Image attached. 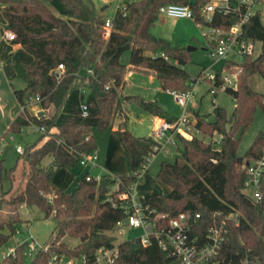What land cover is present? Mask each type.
<instances>
[{
    "label": "trees",
    "instance_id": "16d2710c",
    "mask_svg": "<svg viewBox=\"0 0 264 264\" xmlns=\"http://www.w3.org/2000/svg\"><path fill=\"white\" fill-rule=\"evenodd\" d=\"M208 0H131L128 13L116 11L114 28L104 35L107 4L97 8L93 0H0L4 29L15 33L14 42L23 45L34 59L31 63L16 62L17 75L26 81L14 93L23 111L11 122L0 140L9 133H18L33 123L44 126L40 138L24 147L14 166L6 167L0 158V264H23L29 242L17 243L15 255H2L1 249L17 231L22 220V204H36L46 216H53L56 224L48 244L32 252L31 264H48L54 253L72 257L86 256L93 264L100 248L118 245L119 253L112 264H168L174 260L152 236L149 243L140 237L117 242L110 233L126 215L120 205L119 194L135 182H141L140 169L157 141L151 135H135L128 127L125 104L138 102L146 112L175 122L178 117L163 108L156 100L142 95L125 94L122 87L131 69L151 70L166 90L188 92L196 82L185 68L191 51L174 45L170 40L151 32L159 15V7L167 2L188 4L196 22H202V7ZM235 2V0H230ZM56 11L57 13H54ZM238 14L214 13L212 25L229 27ZM248 37L264 40V23L256 14L245 25ZM130 51L129 65L122 55ZM65 66L59 80L53 73L58 64ZM239 72L238 86L224 91L231 94L235 107L231 115L214 104V118L195 114V125L202 136L186 137L181 141L173 161L163 160L157 182L151 190L140 189L142 200L149 204V218L158 225L184 212L192 216L194 235L205 237L214 222H221L230 212H238V221L226 219V241L220 258L222 264H241L249 259L264 263V198L252 199L244 191L247 174L241 165L248 159L261 156L264 131L254 139L243 155L239 153L241 135L250 127L258 105L264 107V93L251 85L249 78L259 73L264 77V49L256 57L245 56ZM228 67L229 64L224 63ZM92 68V73L87 69ZM220 81L221 70L216 71ZM79 78L88 80L83 87ZM46 110L42 116L28 110L32 97ZM82 103L88 106L84 115ZM113 129L124 148L127 170L110 171L87 179L89 171H81L73 189L58 186L53 177L57 169L79 168L80 153L93 152L97 141L92 133L96 127ZM240 133V135H239ZM220 135L219 141L203 136ZM51 156L49 164L43 160ZM26 175L13 191L14 175L21 169ZM120 179V188L113 186ZM10 187H3V180ZM23 182V183H22ZM162 184L168 186L165 191ZM153 209V211H151ZM199 213L200 216L196 217ZM66 235L80 239L76 245L63 240Z\"/></svg>",
    "mask_w": 264,
    "mask_h": 264
},
{
    "label": "built area",
    "instance_id": "2783aa9c",
    "mask_svg": "<svg viewBox=\"0 0 264 264\" xmlns=\"http://www.w3.org/2000/svg\"><path fill=\"white\" fill-rule=\"evenodd\" d=\"M119 0L116 6V11H121L124 15L128 13V3L122 4ZM107 16L104 22V35L109 37L114 28V15ZM203 21L207 30L203 32L204 40L210 47V55L216 59L222 60L229 64L228 67L223 65L221 69L222 77L220 81L216 77V71L203 69L199 73L196 82L201 80H208L210 89L216 93L218 90H225L227 88H236L238 86L239 72L241 71V62L245 56L256 57L264 49V40L248 37L245 32V25L251 16L258 14L263 23L264 14V0H208L201 9ZM214 13L227 15L230 13L238 14V20L232 23L229 27H220L212 25ZM159 14H165L174 17H194L193 9L188 4H181L176 2H167L159 7ZM6 36L13 40L15 33L12 30H5ZM259 47V48H258ZM238 55V58L234 56ZM223 63V64H224ZM65 66L63 63L53 70V73L60 80L64 75ZM93 69L88 68L87 73H92ZM193 89V88H192ZM188 92H178L173 90L172 93L176 100L186 105L189 97ZM38 100V98H36ZM83 114H88V106L82 103ZM196 119H193L192 114L184 113L182 117H178L175 122H170L167 119L160 118L152 129L151 136L157 141L153 147V151L147 156L146 161L140 169V176L148 169L152 157L164 150L169 153L170 148L168 144L175 143L173 135L181 134L186 137L202 136V132L195 125ZM41 131H45V127H40ZM13 137V135L11 136ZM24 147L20 144L16 146L18 153L23 152ZM78 163L83 171H89L90 168L98 166L97 151L80 153ZM242 169L247 174V180L244 191L248 196L256 201L264 198V144L260 157L252 160L246 159L241 165ZM109 172V171H108ZM117 178V183L113 186V190L120 188V179ZM92 174L87 175L90 179ZM98 180L101 174L95 176ZM140 182H135L127 187L119 194L120 201H113V205H120L124 208L125 217L119 220L114 229L118 233H123L122 225L127 222L132 227H140L143 229V234L139 236L143 243L150 242L152 236L158 239L160 246L171 252L177 264H222L224 259L220 258V254L224 243L228 228L226 219L232 218L238 221L239 213L230 212L225 215L221 222H214L207 229L205 237L194 235L192 233L193 219L192 216L181 212L176 217L169 220L168 223L158 225L157 220L149 218L148 211L149 204H145L142 200L139 188ZM153 211V209L151 210ZM200 214L197 213L196 217ZM29 242L32 251L38 250L42 247L35 238L30 235L29 238H19L18 243ZM119 253L118 245L111 248H100L94 257L93 264H112L115 257ZM15 255V247H9L8 250H3L2 255ZM86 256L72 257L65 254L54 253L49 259L48 264H88ZM241 264H264L260 262H253L249 259L244 260Z\"/></svg>",
    "mask_w": 264,
    "mask_h": 264
},
{
    "label": "rangeland",
    "instance_id": "374dc122",
    "mask_svg": "<svg viewBox=\"0 0 264 264\" xmlns=\"http://www.w3.org/2000/svg\"><path fill=\"white\" fill-rule=\"evenodd\" d=\"M119 0H93L95 6L100 8L107 4L106 16H112L115 13L116 6ZM131 0H122V4L129 2ZM54 13H57L54 11ZM263 20H264V14ZM207 30L204 23L196 22L194 17H174L165 14H159L157 20L151 27V32L159 37H164L170 40L174 45L185 46L186 48L191 45L196 48L191 51V57L188 63L184 66L189 71V73L197 77L203 69L207 68L211 71L221 70L223 68V61L216 59L210 55V47L206 44L204 40L203 32ZM259 48V47H258ZM19 55V54H18ZM238 58V55L234 56ZM130 51H126L122 55V61L129 65ZM12 63V67H13ZM14 69V67H13ZM150 73L143 70L135 69L133 75L129 78V82L124 88V92L132 95H142L145 98L156 100L163 108L168 110L175 116L182 117L184 113H190L195 119V114L200 112L205 114L208 119L214 118V104L219 105L226 109L227 113L231 115L235 107V101L231 94L224 90H218L214 93L210 89V83L208 80H201L198 82H193V89L188 94L186 105L180 104L174 97L171 91L166 89L156 90V86L160 81L155 77L156 83L150 82ZM81 79V78H79ZM84 79V78H82ZM249 81L254 89L264 93V77L255 73L250 78ZM26 85V81L21 77H14L12 79V88H23ZM155 91V92H154ZM151 94V96H149ZM154 94V97H153ZM35 101H38L36 97H32L28 105L29 107L34 105ZM39 105V101H38ZM127 108L130 110V118L128 119V127L135 135H148L150 131L149 123L147 120L142 119L144 113H148L145 109L135 100H130L126 103ZM40 107V105H39ZM41 110L46 111L44 108ZM264 131V107L258 105L254 120L250 127L241 135V141L239 145V153L241 155L245 154L249 147L252 145L256 136ZM138 132V133H137ZM92 133L94 134L97 141V151L98 153L105 152L108 147L107 138L111 135L114 137L117 146L120 151L115 152V158L117 159V166L112 167L115 169H104L102 167L91 168L90 173L94 176H98L105 172L126 171L128 166L126 162L125 152L121 146L118 136L111 128H107L103 131L98 128H92ZM42 134L40 126L38 124H31L26 126L22 132L9 133L5 138L0 140V158H3L4 165L6 167L14 166L17 162L19 153L16 151V146L18 144L25 147L27 144H31L37 141ZM13 135V137H11ZM240 135V133H239ZM205 140L219 141L220 135L215 134L213 137L203 136ZM175 143L168 144L170 151L166 153L163 149L157 152L151 159L148 169L143 173V178L140 182V189L151 190L154 183L157 182V174L160 170L161 162L163 160L173 161L178 153V146H181V141L177 135H173ZM114 152L112 148L111 153ZM52 157L47 156L43 160V164L47 165L51 162ZM103 169L105 171H103ZM82 167L76 169H69L66 167H61L57 169L54 175L55 183L67 189H73L76 184V178L81 176ZM15 181L13 184V191L19 185L21 181L24 182L26 175L24 174V169H21L14 175ZM22 182V183H23ZM3 187L8 189L10 187V180H3ZM165 191L168 190V186L162 184ZM2 190V185L0 183V192ZM20 216L22 220L16 224L17 231L10 237L8 242L2 247L3 250H8L9 247H16L18 239L29 238L32 235L36 241L40 244H48L51 239L53 229L56 224V219L51 216H46L44 211L36 204H22L20 207ZM123 233H118L117 229H113L110 233L116 235L117 242L124 239L139 237L143 234V229L140 227H132L127 222L122 225ZM64 241L70 243L71 245H76L79 243L80 239L75 236L66 235L63 238ZM46 244V245H47ZM32 249L29 246L26 248L24 255L23 264H31L32 260ZM168 264H177L174 259Z\"/></svg>",
    "mask_w": 264,
    "mask_h": 264
},
{
    "label": "crops",
    "instance_id": "0c3cea01",
    "mask_svg": "<svg viewBox=\"0 0 264 264\" xmlns=\"http://www.w3.org/2000/svg\"><path fill=\"white\" fill-rule=\"evenodd\" d=\"M4 18L0 13V135L5 133L7 129L9 128L11 122L23 111V107L17 100L14 88H12V79L17 75V71L15 69V63L16 62H22V63H31L34 59V56L26 50V48L21 45L20 43H16L13 40L9 39L6 36L5 29H4ZM19 54V55H18ZM13 63V67H12ZM145 72L150 73V82L156 83L155 77L156 74L151 70H143ZM135 72V69L129 70L125 75V82L122 87V92H124V88L126 84L129 82V78L133 75ZM19 77V76H18ZM81 85L83 87H87L88 80L87 79H81L79 80ZM163 88L158 84L156 86L155 91ZM164 89V88H163ZM154 91V92H155ZM170 91V90H168ZM172 92V91H171ZM126 94V93H125ZM128 94V93H127ZM151 96V94H149ZM154 97V94H153ZM40 105V104H39ZM38 101H35L34 105L30 106L28 105V110L32 114H36L38 116V112L41 111V105L39 107ZM126 112L128 114V117L130 118V110L127 108V105L125 104ZM46 111H44V114ZM142 119L140 120H147L149 123V133L148 135L152 134V129L155 125V123L160 119V117L144 113V115L141 116ZM179 117V116H177ZM120 121V118H116L114 122L113 129L117 128V125ZM138 133V132H137ZM136 134V133H135ZM109 141V142H108ZM108 147L105 152L98 153V166L97 167H103L104 169H115L112 167H115L118 165L117 159L115 158V152L117 153L120 151V148L117 146V143L113 136H109L107 138ZM122 146V145H121ZM112 148H114V152L111 153ZM123 148V146H122ZM124 150V148H123ZM1 157V156H0ZM120 167V166H117ZM91 169V168H90ZM103 169V171H105ZM55 175V174H54ZM54 179V178H53ZM140 188V183H139Z\"/></svg>",
    "mask_w": 264,
    "mask_h": 264
},
{
    "label": "water",
    "instance_id": "95a60500",
    "mask_svg": "<svg viewBox=\"0 0 264 264\" xmlns=\"http://www.w3.org/2000/svg\"><path fill=\"white\" fill-rule=\"evenodd\" d=\"M196 47L195 46H191V45H189L188 47H187V49L189 50V51H192L193 49H195ZM44 114V111L43 110H41V111H39L38 112V116H42Z\"/></svg>",
    "mask_w": 264,
    "mask_h": 264
}]
</instances>
